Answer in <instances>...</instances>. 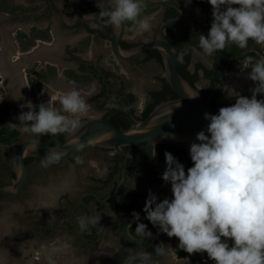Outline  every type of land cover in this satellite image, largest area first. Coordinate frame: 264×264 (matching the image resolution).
Wrapping results in <instances>:
<instances>
[{"label":"clouds","instance_id":"clouds-1","mask_svg":"<svg viewBox=\"0 0 264 264\" xmlns=\"http://www.w3.org/2000/svg\"><path fill=\"white\" fill-rule=\"evenodd\" d=\"M212 7V22L207 36L198 35L197 47L192 49L204 58H211L230 45L245 50L249 40L264 46V0H208ZM190 4L191 0H186ZM146 0H96L99 15L88 14L104 24L119 30L131 22L133 31L149 33L154 18L142 15ZM185 49L184 52H187ZM184 53L180 54L182 59ZM251 68L248 78L255 86L251 96L242 95L231 87L224 90L235 103L224 106L216 114L205 113L209 121L205 130L196 134L190 143L189 155L192 166L185 169L171 152L165 151V170L161 179L170 184L172 197L159 199L149 190L143 212L158 232L178 238V247L185 252L207 253L214 264H264V53L247 57ZM70 83H75L70 81ZM189 98L199 96L191 90ZM258 95L262 98L258 99ZM60 107L41 103L38 110L31 101L20 104L21 111L16 125L20 131L32 137L31 148H38L39 138L45 134H68L74 136L82 126L80 119L90 105L78 88H71L52 98ZM23 100V99H22ZM116 106V105H112ZM176 139L175 133L165 134ZM76 150L82 151L83 143L74 140ZM65 152L50 149L40 160L47 168L59 163ZM153 157L155 151L152 152ZM77 163L81 157H75ZM35 199L12 202L7 209L0 208V264H24L29 248L17 247L20 255L15 256L7 241L21 231L19 217L31 209H55L61 196L71 191V183L63 182L56 187L34 186ZM135 187V186H134ZM133 187V188H134ZM15 186L8 188L16 193ZM135 232L143 238L153 233L148 225L140 222V214L133 211ZM100 215H81L77 218L79 229L87 231L89 226L100 222ZM158 257L168 254V248L157 244L154 249ZM38 255L45 264H82L72 244L60 237L50 245H41ZM153 257L146 251L134 253L132 264H152ZM191 264L190 256L183 258Z\"/></svg>","mask_w":264,"mask_h":264},{"label":"flooded vegetation","instance_id":"flooded-vegetation-1","mask_svg":"<svg viewBox=\"0 0 264 264\" xmlns=\"http://www.w3.org/2000/svg\"><path fill=\"white\" fill-rule=\"evenodd\" d=\"M32 1H37L38 4L42 2L43 6L39 7L40 5H37L38 8L29 9V4L15 5L10 3L9 0H0V128L7 124H11L19 131V136L15 142L10 144L0 142V186L10 183L8 167L13 148L25 139H32L31 136L23 133L16 126L20 124L17 119L18 114L14 116L13 120L8 121L4 118L2 113L9 119L14 113L28 111L27 107L21 109L20 104L31 101L34 107L31 96L30 77L35 75L39 70H47V64L54 66L58 64L61 65V60L64 59L68 67H63L62 71L64 69H73L79 73L90 74L92 81L97 85L94 104L98 109H102L103 112L101 117L112 108L127 106L128 113L133 123V118H135L134 115H138L143 108L142 107L139 111L136 108V94L134 91L130 90L131 82L123 75L112 71L100 61L104 55L103 51L97 53L94 59L80 55L79 46L82 45L81 41L85 40L87 37H91V39L93 37L96 38V40L106 39V41L108 40L109 42L111 26L110 29L107 30V25L99 19L94 22H83L74 17L72 23H67V21L64 20L57 21V17L60 15L58 2L61 1L64 3L63 10L66 15L67 8L68 11L70 9L68 0ZM174 1H177L183 6L185 15L182 20L169 24L165 29L180 45L179 56L185 49H188L187 53L189 54L190 60L188 68L190 71L195 69L197 62L211 67L214 61L218 62L221 59L229 61V64L226 65L227 67H224L229 77L234 73L235 69H239L237 73L241 69L251 70L250 67H247L248 56L246 55L253 50L239 57L237 55L244 50L235 45H230L222 52L215 53L211 58H204L196 52H193L192 49L197 47L198 35L202 33L207 36L210 29L212 12H207L206 7L212 10L211 5L208 0H191L190 4H186L185 0ZM201 2L204 3V5ZM78 4L82 11L89 6L99 10L96 7V0H79ZM146 4L144 10L147 9ZM154 6L157 7L154 10L157 12V15L151 32L146 33L147 37H143L142 34L138 33L139 35H137L138 37L136 40L126 39L124 36L128 31L126 22L125 32L120 40V45L121 41L139 44L147 39L163 40L160 36L161 24L168 18L179 16L180 13L178 9L170 5L162 4ZM174 10H176V12L172 15ZM154 11L142 15H149ZM71 14L73 15L72 12ZM46 18H52L57 22V27L55 26V35L49 24L45 26L42 25L43 19ZM29 21H31V24H29ZM91 23H97V26H92ZM33 28L38 30L37 34L34 36H32ZM92 29H96V31ZM64 30H66L67 33L69 30L74 32L80 31L83 32L84 35L79 40H72L66 36ZM47 31L49 39L42 38L43 32L47 33ZM29 38H32L34 41L31 45L28 44ZM44 41L50 42V45H43L42 43ZM249 42L248 48L256 47L262 51V46L256 45L252 40H249ZM76 47L78 48L77 50L75 49ZM152 49L154 48L148 49L145 53L134 59L123 61H128L130 66L135 70L138 69L139 65L147 62L150 64H158L154 58L149 56ZM106 60L110 61L108 55ZM113 64L115 66L114 61ZM56 71L58 72L57 67ZM62 71H60L61 75ZM197 74L199 79L196 85L198 87L208 83L209 80L204 77L202 68L197 69ZM158 76L159 75L156 76L157 86L146 89L147 99L144 104L149 101L151 97L148 90L160 88L161 82ZM227 81L228 80L224 79L219 80V84L223 87V90H226L224 84H226ZM240 82L234 83L229 89L231 90L232 87L240 93L244 92L251 94L249 89L255 85H247ZM198 83L203 84L198 85ZM133 98H135L134 101ZM222 100L230 101V105L235 103V97L229 98L225 91L223 92ZM132 107L134 108L133 113L130 111ZM56 136L60 141H64L67 134H56ZM39 142L48 146L54 145V139L49 134L40 136ZM124 148L135 155V160L134 163L127 168L124 181L118 188L116 194L112 196L109 195L115 190L119 183L123 167L130 161V157L113 149L85 144L82 151H76L69 157L61 159L59 163L52 164L47 168H43L40 165V160L43 157L26 156L24 158L28 170L26 182L22 190L16 196L8 198L0 195V208L7 209L14 201H24L30 196H37V190L34 186L56 187L68 181L71 183V191L61 196L57 208H42L39 213L28 209L23 216L19 217L21 231L17 233V236L11 238V241H7L8 238H6V243L10 247L12 254L15 256L20 255L17 247H23L21 244V242H23L24 246L30 249L24 264H45L44 258L41 255L37 254L39 257L34 259V257H29V253L33 255L37 250L38 253H40L41 245L45 244L44 241H54L57 237L66 239L72 244L75 254L77 257L81 258L82 264H123L127 257L139 249L146 248L154 251L157 244H160L158 239L134 243L125 238L122 230L125 216L133 210H143L144 205L142 204L139 208L127 210L117 204L129 203V197L123 193V191L127 192L129 189L136 190L139 194L138 199L140 203H143L144 198L142 194L149 190V187L155 180L161 179V175L154 172L148 164H143L140 161L138 150L145 149L143 144H130L124 146ZM86 151L92 153L94 162L97 164L96 168L86 165ZM77 156L81 157L82 162H76L75 157ZM175 157L178 158V160H183L184 154L181 153ZM191 166L192 164L188 165L185 169L187 170V168ZM13 177H15L14 172ZM162 193L164 192L161 191V195ZM85 214L89 216L98 214L101 219L98 225H90L87 231L82 232L79 229L77 218ZM144 223L148 225V229L151 230L152 233L157 232L165 237L169 252L171 248V237L158 232V229L153 227L148 220L144 221ZM135 224L136 223L133 222L129 226V231L132 235L138 237L135 232ZM176 240L177 244H179L178 238H176ZM176 250L174 251L175 256L181 258L177 256ZM191 256V264H214V261L207 257V253H194L191 254ZM153 258L152 264H158V262H163L164 257ZM183 262L187 264L185 260H183ZM60 264H63L62 260ZM163 264L171 263L167 260Z\"/></svg>","mask_w":264,"mask_h":264},{"label":"water","instance_id":"water-1","mask_svg":"<svg viewBox=\"0 0 264 264\" xmlns=\"http://www.w3.org/2000/svg\"><path fill=\"white\" fill-rule=\"evenodd\" d=\"M69 7L73 15L83 22H94L98 19H93L88 14L99 15V10L85 13L81 10L77 0H68ZM146 3L151 5H170L179 10L180 15L166 19L160 26V36L163 40L147 39L134 46L123 48L120 45V40L125 32V24L119 29L114 30L111 26L109 34V46L112 54L121 60L134 59L150 48H156L160 50L163 59L164 77L171 89L177 94L176 98L167 99L157 103L153 109L143 119L133 118V123L126 129L120 130L115 127L111 122L101 116H92L80 118L82 120V126L74 136L67 134L64 141H60L54 134H49L54 139V145L48 146L38 143V148L33 150L31 148V140L25 139L19 142L12 150L10 156V162L8 167L9 184L0 186V195L4 197H14L23 188L27 179V167L24 162L26 156H41L44 157L46 152L50 149H61L65 152L62 159L69 157L76 152L74 140L85 144L94 146H101L104 148L113 149L125 156L130 157V161L123 167L121 173V179L117 184L115 190L109 195L116 194L118 188L125 179V173L135 160V155L126 150L124 146L130 144H144L148 165L156 173L162 175L165 170V161L161 158L157 151V144L160 142H169L177 144L183 147L188 153L190 149V143L195 141L196 134L205 130L209 121L204 118V114H216L218 111L213 108L208 101L199 93L196 98H189L186 93L191 90L198 92V88L193 86L187 79H185L177 70V59L179 56L180 45L166 32V26L169 24L178 22L183 19L185 10L183 6L174 0H146ZM250 50H253L256 54L263 53L256 47H250L242 51L237 56H243ZM14 113L11 118H7L2 113L4 118L8 121L13 120L16 114ZM175 133L176 139L166 138L165 134ZM155 151L153 157L152 152ZM13 172L15 177H13ZM15 186L16 193H9L8 188ZM153 193L157 194L160 200L161 191L165 193L168 198L172 197L170 184H165L162 179L155 180L149 187ZM148 190V192H149ZM140 214V221H147L145 219L146 214L143 210H133ZM129 212L123 221L122 230L125 238L130 242L142 243L150 239H158L159 243H163L167 247V242L164 236L160 233L153 232L151 238H143L140 236H134L129 231V226L133 223L132 213ZM146 251L152 257H158L155 251L142 248L137 250L136 254ZM132 253L125 259L123 264H131Z\"/></svg>","mask_w":264,"mask_h":264},{"label":"trees","instance_id":"trees-1","mask_svg":"<svg viewBox=\"0 0 264 264\" xmlns=\"http://www.w3.org/2000/svg\"><path fill=\"white\" fill-rule=\"evenodd\" d=\"M202 4L204 5V3ZM146 5H147V9L144 10L142 14L152 12L157 8L154 5H149V4H146ZM32 8L36 9L38 8V6L37 5L34 7L29 6V9H32ZM206 8H207V12H210V11L212 12V10L209 7H206ZM93 10H96V9L91 6L83 9V11L85 12H89ZM69 12L71 13L70 9H69ZM175 12L176 10L173 11L172 15H174ZM130 23L131 22H127L129 32L132 31V28L130 27ZM109 29H110V25H107V30ZM92 30L96 31V29H92ZM37 31L38 30L36 28H33L32 36L36 35ZM42 38L49 39L48 31L47 33L43 32ZM89 38L90 37H87L85 40L81 41L82 45L81 44L80 45L87 46L89 42ZM33 42H34L33 39L29 38L28 44L31 45L33 44ZM133 45H136V44L134 42L121 41V46L123 48L131 47ZM75 49L77 50L78 48L76 47ZM262 51L264 53V46H262ZM182 53H184L182 56V59L180 58V56H178V59H177V70L179 71V73L185 79H187L193 86L197 87L199 93L217 111H219L221 107L229 106L231 103L230 101L222 100V95H223L224 90H223V87L219 84V80L229 79V75L225 72L226 69L224 68V67H227L226 65L229 64V61H227L226 59H221L218 62L214 61V64L211 67H207L201 62H197L195 65V69L193 71H190V69L188 68V63L190 61L189 54L187 52H182ZM149 56L154 58L155 61L163 67V59H162V54L160 50L156 48L152 49V52L150 53ZM246 56L257 57V55L253 51L249 52ZM46 66H47V70H44V69L39 70L36 72L35 75L30 77L31 96L33 98L34 108H36V110H38L39 105L42 103V100H41L43 96L42 83L46 81L49 76H53L57 74L56 66L50 65V64H47ZM198 68L203 69L204 77L209 80L207 84L203 86H199V87L196 85V82L199 79L198 74H197ZM238 70L239 69H235L234 73H236ZM62 77L67 81H74V82H88L92 80L90 74L79 73L73 69H64L62 71ZM158 79L161 82L160 88L154 89V90H148L149 94L151 95L150 100L144 104L142 110L140 111L138 115H134L136 119H143L144 117H146L157 103L167 100V99H173L177 97V94L171 89L164 75H159ZM241 94L248 96V97L251 96L250 93L242 92ZM257 98L260 99L262 97L258 95ZM134 99L135 98H133V101ZM133 110L134 108L132 107L130 110L131 113H133ZM103 118L107 119L109 122H111L115 127H117L120 130H124L132 124V120H131L130 114L128 113L127 106L121 107V108H112L110 111H108V113H106L103 116ZM18 136H19V131L16 128H14L11 124H7L0 128V142L2 143H7V144L13 143L17 140ZM157 151L164 161H165V157H164L165 151L171 152L174 156L183 153L184 159L179 160V161L185 165V168L188 165L192 164V161L188 155V152L185 149H183V147L177 144H173L169 142H160L157 144ZM138 156H139L140 161L143 164H146V165L148 164L147 153L145 149H142V150L139 149ZM123 193H125L126 196L129 197V203L128 204H117V205L127 210L139 208L142 206V204L145 205L146 198L148 195V191L143 193L142 196L144 198V202L140 203L138 199L139 194L138 192H136V190L129 189L127 192L123 191ZM165 197L166 196L164 195V193H162L161 198L163 199ZM176 254L178 257H185V256L192 257L189 253L185 252L179 247L176 250Z\"/></svg>","mask_w":264,"mask_h":264},{"label":"rangeland","instance_id":"rangeland-1","mask_svg":"<svg viewBox=\"0 0 264 264\" xmlns=\"http://www.w3.org/2000/svg\"><path fill=\"white\" fill-rule=\"evenodd\" d=\"M27 1L29 0H9L10 3L15 4V5L16 4H27ZM185 3H186V0H185ZM156 15H157V12L154 11L153 13L147 16L153 17L155 21ZM66 18L68 21H72L74 19V15H72L68 11V8H67V13H66ZM154 23L155 22H153V24ZM79 32L80 31L74 32L73 33L74 35L72 37L70 36L69 39L70 38L72 39L73 37L77 36V34H80ZM137 35L139 34L136 31H133V30L131 32L127 31L125 33V38L129 40H133V39L136 40L138 37ZM142 36L147 37V34L144 33L142 34ZM91 45H93L94 48H92ZM102 51L104 52V55L100 61L104 63L106 66H108L112 71H114L117 74L123 75L128 81L131 82L130 90L134 91V93L136 94V108L139 111L143 107L144 102L147 99L146 89L157 86L156 76L164 75V69L159 64H156V63L150 64L149 62H147L145 64L139 65L138 69L135 70L134 68L130 66L128 61H123L117 58H115L116 59L115 60L113 59L114 56L112 55L110 56V61L106 60V57L108 53L110 52L109 42L108 40L106 41V39L96 40V38L92 37L91 39L90 37L88 45L81 46L79 50L80 55H82L83 57H92L93 59L96 57L97 53H101ZM113 61L115 63V66L113 64ZM65 66L68 67V65L66 64L65 65L58 64L56 66L58 70L57 74L53 76H49L48 79L42 83L43 85V96L41 98L42 103L46 104V106H53L54 104V106L59 108L60 107L59 102L58 101L53 102L52 98L55 96H58L59 94H63L67 92L68 90H70L71 88L75 87V88H78L80 92L82 93V95L86 97V102L90 105L89 110L80 118L101 116L103 112L102 109H98L94 104L96 100L95 95L97 91L96 83L92 80L88 82H75L74 84L70 83V81H67L62 77L61 72H60ZM250 71L251 70L241 69L238 73L237 72L233 73V75L229 77L226 84H224V87L226 86V90L230 91L229 89L230 86L240 81H241L240 83H243V84L255 85V83L251 79L248 78V73ZM202 84L203 83H198V85H202ZM85 157H86L87 166L93 167V168L97 167V164L94 162V158L92 156V153H90V151L85 152ZM36 197H37L36 195H33V196L28 197V199L29 198L35 199ZM51 242L52 241L46 240L44 241L45 243L44 245H50ZM37 254H38V250L33 255L29 253L30 255L29 257L30 258L34 257V259H37L39 257ZM167 260H169L171 264H183L182 261L177 260L174 257V255L171 253V248L169 249L168 254L164 256L163 262H158V264H163Z\"/></svg>","mask_w":264,"mask_h":264},{"label":"crops","instance_id":"crops-1","mask_svg":"<svg viewBox=\"0 0 264 264\" xmlns=\"http://www.w3.org/2000/svg\"><path fill=\"white\" fill-rule=\"evenodd\" d=\"M79 0H77V2H78ZM40 4H38L37 3V1H27V4H29V6H32V7H34V6H36V5H40L39 7H42L43 6V3L42 2H39ZM45 4V3H44ZM58 5H59V16L57 17V21H67V23H72V21H68L67 20V18H66V15L64 14V3H62L61 1H59L58 2ZM33 9V8H32ZM75 17V16H74ZM54 20L52 19V18H46V19H43V21H42V25L43 26H45V25H47V24H49L51 27H52V30H53V34L55 35V26L57 27V22H53ZM29 24H31V21H29ZM91 25L92 26H97V23H91ZM65 32L64 33H66V36H68V37H72L74 34V31H72V30H69L68 31V33L66 32V30H64ZM78 32V31H77ZM80 34H77V36H75V37H73L72 38V40H79L83 35H84V33L83 32H79ZM125 36V35H124ZM71 39V38H70ZM43 45H45V46H48V45H50V42H48V41H44L43 43H42ZM92 46V48H94L93 47V45H91ZM81 47V46H80ZM109 49H110V46H109ZM79 50H80V48H79ZM112 55V52H111V49H110V52L108 53V56L110 57ZM114 56V55H113ZM89 58H92V57H89ZM116 57L114 56V58L113 59H115ZM118 59V58H117ZM116 60V59H115ZM121 60V59H120ZM65 61H64V59H62L61 60V65H67V63H65ZM233 75V74H232ZM177 246H178V244H177V240H176V238H174V237H171V253L174 255V257L177 259V260H180V261H182L183 262V258L184 257H181V258H177L176 256H175V250L177 249ZM183 264H186V263H184L183 262Z\"/></svg>","mask_w":264,"mask_h":264}]
</instances>
